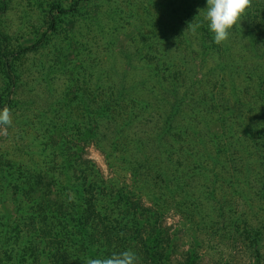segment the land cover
I'll return each mask as SVG.
<instances>
[{"label": "rangeland", "instance_id": "374dc122", "mask_svg": "<svg viewBox=\"0 0 264 264\" xmlns=\"http://www.w3.org/2000/svg\"><path fill=\"white\" fill-rule=\"evenodd\" d=\"M4 1L0 32L8 37L5 42L0 38V45L5 44L10 51L30 45L46 30L51 2L69 6L75 0ZM146 1L87 0L77 14L66 15L52 9L55 30L47 31L36 50L17 57L21 77L8 107L13 124L7 136L0 135V264H12L13 253L7 263L5 253L22 254L28 240L38 242L52 236L49 229L27 232L22 223L17 226L21 220L15 208L19 202L34 207L40 195L36 191L41 187L36 181L40 171H45L42 182L56 198L54 186L44 175L58 176L65 156L69 165L64 167L74 184L82 182V172L88 171L89 179L102 178L104 184L130 191L138 210L143 209L137 212L138 220L151 216L157 228L151 237L160 239L157 249L164 253L160 264H264V199L258 191L264 180V151L257 148L264 137H260L249 102L254 99V85L264 76V63H260L264 62V0H252L224 43L218 45L201 31H193L191 43L178 49L174 44L178 39L170 35L174 31L163 29L166 21L161 12L156 11L160 19L155 26L147 22L143 10ZM179 5L196 7L200 13L207 3L181 0ZM100 8L105 16L97 14ZM85 12H95L97 17L90 21L82 16ZM153 30L159 46L155 57L146 53ZM128 52L133 56L126 57ZM157 59L163 68L172 62L167 73L176 75L177 91L184 92L181 106L187 112L182 109L170 131L161 132L158 141L169 152L159 146L153 153L158 141L152 127L157 121L158 126L167 122L165 114L172 104V98L168 104L158 103L142 85L151 79L148 65L154 66ZM117 77L127 86L139 87L133 96L149 101L148 106H134L129 116L126 105L112 102L114 116H104L108 110L101 100L113 97ZM3 86L0 73V91ZM88 105L93 111L92 124L98 129L85 137ZM220 116L233 122L232 137L202 135V143L192 139L193 132L188 134L189 129H203ZM176 125L185 130L181 136L174 134ZM214 142L221 149L217 153L212 150L211 160L196 156L202 159L203 168L187 170L179 164L185 161V154H197ZM148 154L151 167L137 168ZM193 158L187 156V160ZM132 166L137 168L135 176ZM169 173L173 175L167 181L165 174ZM14 185L18 186L16 193ZM166 187L175 193L169 195ZM15 195L17 200L12 199ZM86 220L89 232H101V222L89 216ZM43 245L46 251L50 248L48 241L41 248ZM27 254L25 264H49L44 256L32 261L34 254Z\"/></svg>", "mask_w": 264, "mask_h": 264}, {"label": "trees", "instance_id": "16d2710c", "mask_svg": "<svg viewBox=\"0 0 264 264\" xmlns=\"http://www.w3.org/2000/svg\"><path fill=\"white\" fill-rule=\"evenodd\" d=\"M86 1L87 0H75L69 6H63L57 1L51 2L49 6L50 13L48 16L49 21L47 28L38 38L34 39L33 43L10 51L5 49L7 48L5 44L0 45V73L4 80L3 90L0 91L1 108L4 106H11L13 99H11L10 96L13 94L14 89H16L17 84L19 83V77H21V72H19L15 62L17 57L22 53L26 54L30 51L36 50L38 48L37 46L43 44L47 31L55 30V23L57 21L56 14L52 12V9L62 15H66L68 12L77 14L81 10L82 2ZM180 1L181 0H147V4L143 7V10L145 11L144 17H147L146 20L148 23L150 22V25L155 26L160 19L157 15L158 12H161L165 16L166 25L164 24L163 29L173 30L174 33L170 34L171 37L176 40L178 39V42L174 43L175 49H178L181 44H184V47H186L189 45L188 43H191V33L193 32L191 26L196 24H200L201 26L196 28L195 31H201L209 38V40L213 41V34L207 29V22L203 20V14L206 9L203 8L199 13L196 7L179 5ZM5 3L4 0H0V11L5 9ZM150 9L156 10H153L154 13L151 14ZM94 13L89 14L85 12L82 13V16L84 18H90V21H92L97 17ZM106 13L107 15L111 14L110 12ZM97 14L99 16H105L101 8L98 10ZM154 31L155 30L152 32V36H149L151 44H149L146 50V53H149L152 57L158 56L159 54V46L154 38L156 36ZM7 37L6 34L0 32V38L3 42L7 40ZM206 47L207 46H205V48ZM128 54L129 52L124 55L128 57ZM130 55L132 54L130 53L129 56ZM130 60L131 59L128 60V63H131ZM152 61L153 60H151V62ZM153 63L154 66H150V64L148 65L151 79L147 80V82L144 81L142 85L144 87L146 86L150 94L155 95L153 98L158 103L161 102L162 104H168V100H171L172 98V104L170 105L168 112L165 114L167 122L163 123L162 126H158L157 121L154 123L151 130L156 135L154 139L158 141V139L163 136L161 132L166 133L165 131H170L171 123H173V120L177 117L176 115L180 111L182 112L185 110L181 106L183 103L184 92L183 94H179V91H177L176 75L167 73L171 70L172 62H167L166 65H164V68L159 59H157L156 63L155 61H153ZM260 63L263 64L264 62L261 61ZM113 85L116 88L113 92V97L111 98L107 96L101 100V103L104 104L108 110L104 116L110 118L114 116L113 114H115V112L110 110L111 107H114L111 106L112 102L126 105L129 116L133 115V112L135 111L134 106H148L149 101H143L140 100L139 96H133L135 89H139V87L135 86L133 88L127 86L124 80L118 77ZM168 86H171L172 88H168ZM254 88L256 90L255 95L252 94L251 96V99L253 97L254 99L249 102L253 104L252 108L255 110L253 114L256 118L255 122L261 129L260 137H264V76L260 77L258 83L254 85ZM110 94L112 95V93ZM169 95L172 96L170 97ZM86 110L88 111L87 114L89 120L85 123L83 128V135L85 137L96 133L98 129V125L92 124L93 111H91L89 105ZM185 111L187 112V110ZM98 118L101 119L100 117ZM227 119L220 116L213 123L203 129H189L188 134L191 135L193 132L192 139L194 140L198 138L201 142L204 141L202 135L209 136L211 134L216 138H221L225 134H228L232 137L234 135L235 126L232 121H229V118ZM226 121H228V123ZM179 127L180 126L177 125L174 127V129H177L174 134L181 136V133H184L185 130H178ZM84 136L83 138H85ZM159 146L169 152L168 148L162 146L160 141H158L154 146L155 149L153 153H156ZM257 148L264 151V141L259 142V144L257 143ZM219 149H221L219 144L214 142L213 145L205 147L200 152L198 151L197 154H192V152L185 154V161L179 164L183 165V168L186 166L185 168L187 170L196 167L198 168L199 166L203 168L202 159L199 160L196 156L211 160L213 158L212 150L213 153H217ZM190 154L195 156V160L194 158L191 161L187 160V156ZM262 156L263 155L259 157L261 158ZM150 157V154H148V156L144 157L141 162H138V166L136 167L140 168L142 166L143 168L146 167L149 169V167H151ZM68 160L69 159L66 156L62 158L60 165L63 168H60L61 170L58 171V176L55 178L48 174L44 175L50 179V183L54 186V191L57 194L56 198L50 196V189H48V186L47 184L45 185L44 181L42 182V175L45 171H40V173L36 175L37 183L41 184V187L36 190L40 195L35 201L34 207H30L24 202L16 203V215L21 220L20 223L16 222L17 226L22 223V226L26 227L24 230L27 232H30L31 230L45 231L46 229H49V231H52V236L45 240L40 238L38 242H36L35 239L34 241L28 240L27 243L22 246V249H24L22 254L16 251L13 252L12 250H10V254L5 253L7 254L5 262L7 263L11 261V254L13 253L14 260L12 261V264H25L27 259L25 253L28 251V254H34V259H32V261H39V257L44 256L49 261V264H86V260L89 257L104 258L111 256L113 253H120L124 250L131 249L139 257L138 264H160L164 259L162 248H160V250L157 249L159 247L157 242H159L160 239L157 241V237H151L152 234L157 231V228L151 222V216L148 219L145 218L143 220L147 223L138 220L136 217L138 214L137 212L142 211L143 209L138 210L139 207L138 204H136L137 202L129 197L130 191L122 186L118 187L112 184H104L102 178H97L98 180L93 178L89 179L88 175L90 173L88 171H86V174L85 172H82L81 179H79L82 182L74 184V182L71 181V177L66 173L64 167V165H69ZM71 161L72 160H70V162ZM189 161L190 163H188ZM137 168H134V166L131 167V173L133 176L138 174ZM189 173L191 172H187V174ZM172 175L173 173L165 174V176L168 177L167 181L171 179L170 176ZM80 185H83L82 189L78 188ZM17 187V185L13 186V193H16ZM166 189L165 192L169 195L175 193L173 188L169 189V187H166ZM258 191L261 192V198L264 199V180L261 182ZM25 193L26 192L22 190V194ZM70 196H74V199L70 200ZM106 196L109 197L108 200L106 199ZM15 197L16 195L12 199L19 198V192L17 197ZM177 206L178 203L175 204V208ZM30 211L31 213L29 214ZM118 213H120L119 216ZM88 216L103 224L100 233L89 232L86 220ZM6 219H8V217ZM9 224H11V221ZM255 229L257 232L261 230L259 227ZM6 230H4V232ZM45 241H48L50 245V248L47 249V251L45 245L41 248V244Z\"/></svg>", "mask_w": 264, "mask_h": 264}, {"label": "clouds", "instance_id": "9594fccd", "mask_svg": "<svg viewBox=\"0 0 264 264\" xmlns=\"http://www.w3.org/2000/svg\"><path fill=\"white\" fill-rule=\"evenodd\" d=\"M206 11L203 14V20L207 22L208 30L213 34V41L216 44H222L228 40L230 29L252 6V0H206ZM200 24L192 25V30L200 27ZM13 124L11 109L7 106L0 108V135L7 136L8 128ZM69 199H74L70 196ZM139 257L131 249L120 253H113L104 258H87L86 264H138Z\"/></svg>", "mask_w": 264, "mask_h": 264}]
</instances>
